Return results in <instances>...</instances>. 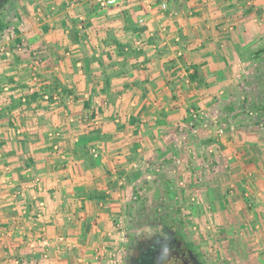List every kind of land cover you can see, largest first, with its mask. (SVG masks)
Returning <instances> with one entry per match:
<instances>
[{"label":"crops","instance_id":"crops-1","mask_svg":"<svg viewBox=\"0 0 264 264\" xmlns=\"http://www.w3.org/2000/svg\"><path fill=\"white\" fill-rule=\"evenodd\" d=\"M31 2L28 29L18 25L15 36L6 29L21 37V49L17 40L0 42L11 53L0 55V264L28 260L21 231L30 225L72 243L59 256L51 250L53 264H107L117 246L119 191L125 178L132 188L146 166L163 174L182 219L227 238L229 264H264V135L239 108L248 97L241 78L249 86L264 64V0ZM33 52L36 91L50 90L52 101L25 102ZM190 109L218 118L223 136L215 140ZM91 111L97 123L87 118ZM189 121L196 124L191 132ZM52 131L61 133L58 140ZM88 143L102 145L99 158L83 149ZM36 175L48 189L38 194L44 214L36 217L29 201L18 217L10 192L27 183L29 196Z\"/></svg>","mask_w":264,"mask_h":264},{"label":"rangeland","instance_id":"rangeland-1","mask_svg":"<svg viewBox=\"0 0 264 264\" xmlns=\"http://www.w3.org/2000/svg\"><path fill=\"white\" fill-rule=\"evenodd\" d=\"M31 1L32 0H17L16 3L10 8L8 15L4 17V19L2 20V22L6 24V27L4 28V30H0V42L2 41L13 42L15 38L14 36L16 34H19L16 29L18 25L25 27V30L28 29L26 22H29V21L27 19L34 20L35 16L33 15V13L36 12L34 11V9L32 10ZM26 6H29L27 11L31 13V15L29 14L27 17L24 16V12H25L24 8H26ZM33 24H35V22ZM9 27L12 28V33L14 36L10 35L9 33L7 34L6 29ZM28 54L30 53L28 52ZM247 81L248 79L246 77H244L243 79L241 78V84H242L240 87L242 90L241 95H243L244 97L248 96L247 99L250 100L249 91L250 90L255 91L257 100L260 103H264V87L262 84V82H264V64L261 70H258V72H255L254 78H251L250 81L252 82L250 83L249 86L247 84ZM244 92H246V94ZM260 130L262 134L264 135V127H262ZM75 146L79 147L80 145L76 143L74 147ZM144 171H145L144 174L143 173H142L143 175L141 174L142 177L140 173L132 177V179L134 178V180L138 178L137 180H135L136 183L134 186L132 185L133 186L132 188L128 187V182H126L127 178H125L124 179L125 184L122 186L121 190L119 191L121 192V201H122L121 206L119 207V210H121V214H120L121 217L119 219L120 231L122 232L123 230L124 232V229L127 228V225L129 223V217L132 215V213L135 212V210L137 209V207L140 206V204H149V203L158 202V203L166 205L167 207H172V208L174 207V211H176L175 213L176 217L182 221V223L184 224L183 227L185 228V230L188 231L193 241L198 245L200 251L207 258V260L210 261V263L229 264L228 262H230L233 259L230 257L231 255L230 253H228L229 249L226 247V244L228 242L226 243L225 240L227 238L214 237L215 236L214 231L207 233L206 225L204 224L205 222L197 223L191 220H186V218L184 220L185 216H183V219H182L181 216L185 215V213L182 210H180V208L183 206L175 202L174 199L172 201L169 200V198L164 192L165 183L164 184L162 183V181H164L162 179L163 174L160 175L161 173L159 174V172H152L148 166L144 167ZM114 174L115 176L116 175L122 176L124 173L114 171ZM118 230L119 228L115 229V232L117 233ZM211 234H213L212 238H210ZM117 237H118V245L116 246V248L119 249L120 248L119 239H121V237L119 236ZM235 264H241V263L237 262Z\"/></svg>","mask_w":264,"mask_h":264},{"label":"built area","instance_id":"built-area-1","mask_svg":"<svg viewBox=\"0 0 264 264\" xmlns=\"http://www.w3.org/2000/svg\"><path fill=\"white\" fill-rule=\"evenodd\" d=\"M126 0H95V3L100 7H107L111 5H116L119 2L124 3ZM159 8L162 12L167 10L166 3L159 4ZM160 32L164 33L166 32V27L164 25H160ZM17 40V42L15 41ZM16 42L15 45H17L18 50L21 49V43L23 40L20 36L16 37L14 39ZM163 44L166 43L165 40L162 42ZM10 50L3 44L0 45V55H3L5 57L10 56ZM33 57L30 59L29 62V70H30V79H31V87L29 88V91L32 93L36 91V84L39 82L38 74H39V64L40 61L37 57L36 52L32 53ZM177 55L180 56L181 52L178 51ZM57 98L56 95L53 96V99ZM43 100H49L50 96L48 93H44L42 91V98ZM189 113L192 116V119L195 120L199 115H202L204 119V126L207 128L208 132L212 134V136L215 138V140H219L224 132H225V124L220 122L218 118L211 117L209 115H206L202 112L196 111L194 109H190ZM94 112L91 111L87 118L91 121V123H97V120L95 119ZM193 121L188 122V127L192 126ZM61 133L58 131H52L49 133V137L51 139H59ZM52 151L54 154H59L61 158H64V154L60 153L59 151V142H53L52 143ZM102 145H90L89 153L91 154L93 159H97L100 156V151ZM209 154L214 153V149H209ZM213 157V156H212ZM213 162V158L210 160ZM9 168L6 167L5 170L7 171ZM4 182L6 184L10 183L9 178L6 176L4 178ZM31 187L32 192L28 193L29 196L26 195L27 189L30 187L27 183L23 185L22 187H18L13 190V192H10L9 196V205L12 212H14L18 217H22L24 214L27 213V203L30 201L34 204L35 207V215L36 217H42L44 214V211L46 209V204L43 200H41L38 196L39 193L47 192L48 189L45 188L43 185V180L39 175H36L32 178ZM115 229L119 228L117 232V236L122 237V232L120 231V223L119 220L114 223ZM195 228V227H194ZM34 226L30 225L27 228L26 232H22L21 236L25 239V246L26 250L28 252V260L26 262H23L20 260L17 256L12 257V264H53L51 260V250L54 248L56 251V254L59 256L62 252L70 250L72 248V243L69 241L68 237L65 234H57L55 237L50 238L47 235H44L42 232H39V230L34 231ZM120 241V239H119ZM116 245H118V237L116 241ZM7 247V246H6ZM119 249L114 248L112 253L109 256V259L107 263L114 264L118 255ZM80 263L84 264V260L81 259L79 261Z\"/></svg>","mask_w":264,"mask_h":264},{"label":"flooded vegetation","instance_id":"flooded-vegetation-1","mask_svg":"<svg viewBox=\"0 0 264 264\" xmlns=\"http://www.w3.org/2000/svg\"><path fill=\"white\" fill-rule=\"evenodd\" d=\"M16 1L0 0V23ZM175 217L164 204H140L129 217L114 264H212Z\"/></svg>","mask_w":264,"mask_h":264},{"label":"trees","instance_id":"trees-1","mask_svg":"<svg viewBox=\"0 0 264 264\" xmlns=\"http://www.w3.org/2000/svg\"><path fill=\"white\" fill-rule=\"evenodd\" d=\"M5 27H6V24L4 22H1L0 23V30H4ZM262 84H263V87H264V82H262ZM43 92L44 93H48L49 96L52 97L50 90L49 91L46 90V91H43ZM37 98H42V92L35 91V92L31 93V94H27L26 97H25V102L26 103H29L30 101L35 100ZM49 101H52V99L50 98ZM239 108L241 110L240 112L243 113L244 115H247V116H249V114L251 115L254 124L261 123V125L264 127V103H260L257 99L256 100H254V99H252V100L243 99L240 102ZM34 112H35V110H34ZM199 120L202 121V119H199ZM262 126L260 127V129L262 128ZM195 127H196V124H194V122H193L192 126H189V128H188V130H190L189 132H191V130L196 129ZM93 134H95V133H93ZM24 142H26V140L24 141V139H23L21 141V143L23 144ZM89 148H90V144L89 143L88 144H85L83 146V149H86V151L89 154L90 158H92L91 154L89 153ZM164 183H166V182H164ZM164 188H165L164 189L165 194L167 195V197L169 198V200H172L173 197H172V194H171L170 190L168 189L167 186H165ZM94 197L98 201H102V200L104 201V197H101L99 195L97 197L95 195ZM166 208L169 211V214L172 215V217H175L176 216L175 215L176 211H174V209H170V207H167V206H166ZM174 219L178 223H180L182 226L184 225L179 218H176L175 217Z\"/></svg>","mask_w":264,"mask_h":264}]
</instances>
